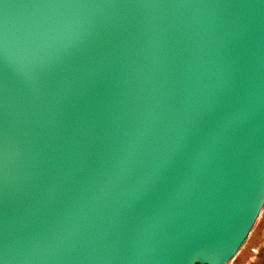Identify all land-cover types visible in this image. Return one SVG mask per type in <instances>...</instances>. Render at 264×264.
Returning a JSON list of instances; mask_svg holds the SVG:
<instances>
[{
    "label": "water",
    "instance_id": "water-1",
    "mask_svg": "<svg viewBox=\"0 0 264 264\" xmlns=\"http://www.w3.org/2000/svg\"><path fill=\"white\" fill-rule=\"evenodd\" d=\"M262 197L264 0L0 4L6 264H192L239 228L228 264Z\"/></svg>",
    "mask_w": 264,
    "mask_h": 264
},
{
    "label": "snow or ice",
    "instance_id": "snow-or-ice-1",
    "mask_svg": "<svg viewBox=\"0 0 264 264\" xmlns=\"http://www.w3.org/2000/svg\"><path fill=\"white\" fill-rule=\"evenodd\" d=\"M63 3L67 4H80L84 3L85 0H61ZM3 3V0H0V4ZM75 45H73L74 47ZM231 120L224 119L220 122L216 131L212 136L209 137V142L215 140V138L220 134L221 130L230 126ZM198 130V124H193L190 131L189 136H194ZM183 142L177 147L176 152L178 153L183 148ZM207 150V146L204 147L203 151ZM168 167V161H165L161 166L154 170L152 175L146 179V181L140 186L139 195L141 198L147 196L151 187L163 179L164 171ZM190 187V182L185 184L183 191H187ZM260 203H264V197L261 198ZM243 237L239 236V228L235 229L233 233L225 238L222 241H212L211 244L215 248L216 256L211 259H201L196 258L193 260L192 264H226V261L231 258V256L235 253L236 248L239 246ZM218 257V259L216 258ZM0 264H6V259L2 254V244H0Z\"/></svg>",
    "mask_w": 264,
    "mask_h": 264
},
{
    "label": "rangeland",
    "instance_id": "rangeland-1",
    "mask_svg": "<svg viewBox=\"0 0 264 264\" xmlns=\"http://www.w3.org/2000/svg\"><path fill=\"white\" fill-rule=\"evenodd\" d=\"M228 264H264V208L246 244Z\"/></svg>",
    "mask_w": 264,
    "mask_h": 264
}]
</instances>
